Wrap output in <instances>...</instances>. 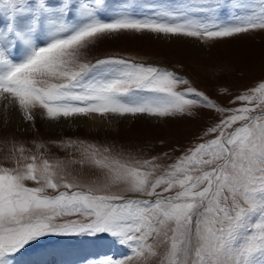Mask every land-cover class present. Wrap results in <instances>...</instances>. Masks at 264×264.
Instances as JSON below:
<instances>
[{"label":"snow or ice","instance_id":"6c2138e0","mask_svg":"<svg viewBox=\"0 0 264 264\" xmlns=\"http://www.w3.org/2000/svg\"><path fill=\"white\" fill-rule=\"evenodd\" d=\"M149 7L137 13L108 0H0L9 19L0 28V98L10 97L29 126L36 110L50 122L175 118L197 108L221 116L175 158L124 159L107 146L51 141L81 146L71 163L87 165L91 182L57 181L60 160L8 141L14 166L0 164V264H16L49 235L97 234L128 254L94 264H264V77L234 96L237 106L222 107L171 68L121 54L85 58L91 47L129 33L216 43L264 31V0Z\"/></svg>","mask_w":264,"mask_h":264},{"label":"rangeland","instance_id":"374dc122","mask_svg":"<svg viewBox=\"0 0 264 264\" xmlns=\"http://www.w3.org/2000/svg\"><path fill=\"white\" fill-rule=\"evenodd\" d=\"M115 1L120 5L123 4V0ZM115 1H110L112 8L118 5L113 4ZM140 2L145 5L141 11L149 12L152 10L150 5L175 7L181 4H196L200 0H140ZM227 16L228 9L220 12L221 19ZM7 18L5 14L4 27L7 25ZM17 50L21 52L19 46ZM106 54H121L145 63L171 68L192 80L194 87L204 91L222 107L237 106L230 103L234 96L255 86L264 77V31L227 38L216 43H201L186 37L129 33L115 36L91 47L86 51L85 58L95 59ZM221 89L228 91L223 93ZM4 100L0 101V164L14 166L10 159L11 143L8 141L13 138L17 141H26V146L31 149L28 155L35 154L39 157L41 153H44V158L62 162L63 167L58 172L57 181L60 175L67 176L69 180H72L73 176H78L82 182H91L96 177L87 165L82 169L79 164L71 163V160H78L82 157L80 145L61 149L51 144V141H86L101 146V151H103V146H107L113 150V155L122 153L124 159L129 156L147 158L164 152H168L175 158L180 151L196 142L207 127L221 118L219 113L212 110L197 108L191 110L194 113L192 116L184 115L175 118H154L147 115L119 118L110 115L105 118V125H97L92 123L93 116L50 122L40 115L39 110H36L35 125L29 126L26 121L22 120L11 98ZM41 143L45 147H40ZM95 236L73 235V239L70 240L69 235L62 237L49 235L34 243L30 248H36L38 244L45 245L47 242L52 244L55 241H59L55 245L78 248L81 244L92 240L103 241L108 244V248L112 244L117 245L112 252L117 256H111L115 259H123L122 255L125 252L128 254V249L114 243L113 238L108 234H99L104 238ZM65 239H69V242ZM62 240L65 241L60 242ZM46 247H41V249ZM38 250L40 248L35 249L34 252ZM99 254L102 256L95 258L94 261L90 259L89 264H94L104 256H110L105 252ZM55 260L51 259L49 264H57Z\"/></svg>","mask_w":264,"mask_h":264},{"label":"bare ground","instance_id":"6f19581e","mask_svg":"<svg viewBox=\"0 0 264 264\" xmlns=\"http://www.w3.org/2000/svg\"><path fill=\"white\" fill-rule=\"evenodd\" d=\"M123 3H126V0L125 2L123 0ZM2 100L3 98H0V101ZM93 117L94 119H92V123L97 125H105V118L95 115H93ZM105 246L107 247L105 243H100L99 245L94 244L89 248L86 245H80L78 248H76L68 247L67 245L63 246L60 244H54L52 246L49 245V247L46 248H40V250L36 252L26 251L25 253H21L17 255V259L19 260L20 264H35L36 262L38 264H49L51 259H56L55 261L57 264H81L87 258L95 256L99 251H105L107 249ZM112 252L113 251H109L111 254ZM52 262H54V260Z\"/></svg>","mask_w":264,"mask_h":264}]
</instances>
